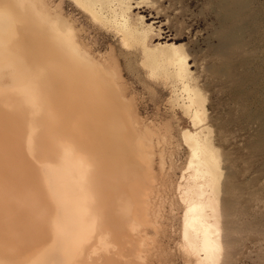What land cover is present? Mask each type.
Returning a JSON list of instances; mask_svg holds the SVG:
<instances>
[{
	"label": "bare ground",
	"instance_id": "obj_1",
	"mask_svg": "<svg viewBox=\"0 0 264 264\" xmlns=\"http://www.w3.org/2000/svg\"><path fill=\"white\" fill-rule=\"evenodd\" d=\"M75 1L184 94L175 101L197 129L183 131L191 149L183 240L198 262L219 264L222 160L204 134L205 98L188 83L186 49L176 36L152 44L170 19L146 0ZM49 6L0 0V264H150L138 240L153 242L143 165L155 134L125 112L117 60L96 57L60 5Z\"/></svg>",
	"mask_w": 264,
	"mask_h": 264
},
{
	"label": "rangeland",
	"instance_id": "obj_2",
	"mask_svg": "<svg viewBox=\"0 0 264 264\" xmlns=\"http://www.w3.org/2000/svg\"><path fill=\"white\" fill-rule=\"evenodd\" d=\"M45 1L51 9H63V15L81 30L80 38L90 44L96 57L117 60L123 100L127 101L121 100L127 107L125 112L133 110L140 125L155 134L151 135L154 141L150 150L155 156L148 155L147 164L141 166L153 178L149 187L155 185L154 190L149 188L153 196L148 200L152 224L146 225L153 242L139 244L144 241L141 234L138 248L152 252L150 264H206L190 254L182 235L184 189L191 174V149L183 131L197 129L181 103L175 101L177 94H181L179 99L184 94L174 83L151 76L142 54L123 46L113 29L93 24L75 0ZM146 1L149 12L161 10L163 23L170 19L169 25L150 34L157 36L152 44H165L168 37L176 36L175 42L186 49L191 71L187 81L205 98L204 134L221 155L224 248L219 264H264V0ZM153 246L154 251L146 249Z\"/></svg>",
	"mask_w": 264,
	"mask_h": 264
}]
</instances>
